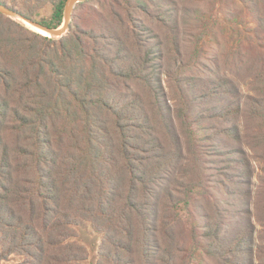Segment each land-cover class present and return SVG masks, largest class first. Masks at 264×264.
<instances>
[{
	"label": "trees",
	"instance_id": "16d2710c",
	"mask_svg": "<svg viewBox=\"0 0 264 264\" xmlns=\"http://www.w3.org/2000/svg\"><path fill=\"white\" fill-rule=\"evenodd\" d=\"M17 1L0 3L51 28L63 22L66 0H43L51 15L41 21L16 8ZM181 2H78L58 38L0 13V261L18 254L15 264H86L76 233L89 224L101 234L94 264H193L202 241L205 255L216 260L209 264H264V235L256 243L254 223L234 221L242 218L234 210L241 196L253 197L264 229V0ZM238 2L254 22L245 42L235 40L245 51L210 54L214 76L201 77L190 97L180 74L202 65L205 51L197 42L208 18L235 17ZM181 18L200 30L187 61L176 45ZM147 21L167 30L165 52L181 64L174 81L182 95L173 114L159 95L147 108L141 92L117 94L161 55L140 36L150 30ZM244 65L253 72L245 95L227 72ZM211 97L226 103L197 117L218 125L210 130L224 149L216 153L223 166L214 175L226 179L218 187L228 201L209 193L202 173L214 168L206 167L187 120L196 100ZM251 152L261 162L255 185ZM240 183L255 189L240 192Z\"/></svg>",
	"mask_w": 264,
	"mask_h": 264
},
{
	"label": "rangeland",
	"instance_id": "374dc122",
	"mask_svg": "<svg viewBox=\"0 0 264 264\" xmlns=\"http://www.w3.org/2000/svg\"><path fill=\"white\" fill-rule=\"evenodd\" d=\"M181 1L182 0H173L172 7H181ZM164 5L171 6L168 4ZM15 7L21 10H25V12H33V17L38 21L50 19L51 7L43 0H18L17 5H15ZM236 12H238V14L235 17H232L231 19L225 17V15L217 13H214L213 17L208 18V27L204 31L203 39L201 43L197 42V45H202L205 51V53L203 54L204 57L201 61L202 65L198 68L193 67L192 71L187 72L186 76L180 74L182 80L185 81L184 86H186V89L190 86V97H194L195 94L199 91L198 87H196L195 84L201 80V77H204V75L214 76L210 72L212 70H215V67L212 66V63L210 61V54L217 53L218 50H221L222 52L232 53L231 48L245 51V46H237V42H235V40L240 38V40H244L245 42V39L251 35V30L248 29L247 26H251L252 24L254 25V22L252 23L250 17L246 15V9L240 2H238V6H236ZM195 15H197V13H195ZM181 22L182 24L180 23L177 28L178 31L176 45L177 47L179 46L183 60L187 61L188 56L191 54V51L194 48L196 36L198 32H200V30L197 27L198 23H196L195 21H190V23L187 24L185 23L184 19L181 18ZM21 24L23 25V23ZM146 25L150 27V30L145 29L141 31L140 36H142L144 42L147 43V46L152 48L153 51L157 50V54L160 53L161 55H155V57H151L152 59L148 61V65L144 70V77L135 80L130 79L124 83L122 82L120 88L117 90V94L121 98H126L127 96L132 95L136 91L141 92L143 94V97L145 98L147 108L150 104L149 99L153 98L155 94L156 97L157 95H159L161 99L164 100L165 104L170 106L173 114L175 110L174 103L176 104V100L181 99L180 95H182L180 92L182 89V85L174 81V78L178 79L179 77V74H176V71H178V67L181 64L176 63L174 59L175 53L172 52L169 57V55L165 52L166 37L164 32H167V30L165 28H161L159 24H152L149 23V21L146 22ZM172 46V44H169L168 48ZM245 58L246 57H244V59ZM222 65L224 66V64ZM166 70H171L173 72L171 73V78L167 75ZM219 70V74H224V72L226 71L224 67H219ZM227 72H229L230 76L235 80L236 85L238 86L239 90L242 92L243 95L249 93L248 83L252 80L253 72L247 70L245 65L242 67L241 70L233 68V71L231 73L228 69ZM262 78L264 81V76ZM262 95L264 98V91ZM225 103L226 99L215 97L207 98L205 99V101L196 100L194 103L195 105L191 109H189L190 116H188L187 120L189 121L190 128L193 131V136L197 139L196 143L199 150L202 151L206 160L209 161L206 167L214 168L208 169L204 173H202V177L206 182V186H208L209 188V193L213 197L216 196L218 199H224L228 201V196L223 195L218 187V183L223 182L226 179L217 178V176L214 175L215 169L217 170L218 168L223 166L220 163L222 157H217L216 153L218 151H220L221 153L224 151V149H220L216 145L217 139L210 130V126L218 125H215L217 124L216 121L207 119V117L201 120H199V118L197 117L199 113H202V111L200 110H208L209 108L218 109ZM192 113L194 114V116H192ZM205 115L207 116L209 115V113H206ZM245 149L248 152V148L245 147ZM251 154L254 157L251 158V163L254 170V174L252 175V182L255 185L258 183L256 173L259 172L258 166H260L261 162L258 161V158L256 157V155H254V153L251 152ZM228 172L233 173L232 170H229ZM175 173L178 172L175 171ZM212 180L219 181L215 183ZM243 184L240 183V192L243 191V188H245L244 191L248 192L249 188L251 187V184L247 185V187H244L245 185ZM231 186L232 189H235V186ZM251 188H253V185ZM254 189L255 188H253V190ZM262 198L264 200V194L262 195ZM253 200V197L249 198L244 195L241 196L240 200H238V202L236 203L237 207L234 208V210L237 211L241 209L242 211H239L238 215L242 218H236L234 219V221L238 222V224L245 223V225L248 224L247 222L252 221L255 225L253 228V234L254 237L257 238V243L259 241V235H264V229H262V226L260 225V222L256 217L257 210L256 207L253 205ZM232 202H234V200ZM229 214H231V212L227 214L224 213L226 217L229 216ZM262 220H264V217L262 218ZM193 223L197 226V229H199V225H202V221L199 222L198 220ZM259 229H261L263 233H260ZM77 230V239H79V241L83 243V245L86 247V264H94L98 256V248L100 244L101 234L93 230L91 226H89V224L83 228L77 227ZM205 250L206 244L202 241L200 244V248L196 249V260L193 261V264H209L212 262H216V260H213L209 256L205 255ZM21 259V255L11 254L5 259H2L0 263L15 264L21 261Z\"/></svg>",
	"mask_w": 264,
	"mask_h": 264
},
{
	"label": "water",
	"instance_id": "95a60500",
	"mask_svg": "<svg viewBox=\"0 0 264 264\" xmlns=\"http://www.w3.org/2000/svg\"><path fill=\"white\" fill-rule=\"evenodd\" d=\"M82 1H85V0H66L64 12H63V22L60 26L56 28H51V27L41 24L40 22L26 18L22 14H20L17 10L10 8L8 5L1 4V3H0V13L8 17H11L14 20H17V18H21L25 20L26 22L32 24L36 28H39L49 33L48 35L46 34H43V35L58 38V37H61L63 34H65L66 31L68 30L74 7L78 2H82Z\"/></svg>",
	"mask_w": 264,
	"mask_h": 264
},
{
	"label": "bare ground",
	"instance_id": "6f19581e",
	"mask_svg": "<svg viewBox=\"0 0 264 264\" xmlns=\"http://www.w3.org/2000/svg\"><path fill=\"white\" fill-rule=\"evenodd\" d=\"M17 20H18L19 22L23 23L24 25H26L27 27H29V28L33 29L34 31L38 32V33L40 32V33H42V34H46V35L49 34V33H47L46 31H43V30H41V29H39V28H36V27L33 26L32 24L26 22L25 20H23V19H21V18H17Z\"/></svg>",
	"mask_w": 264,
	"mask_h": 264
}]
</instances>
